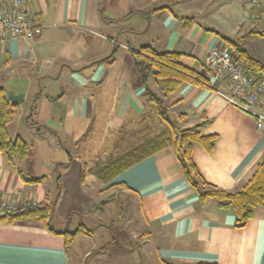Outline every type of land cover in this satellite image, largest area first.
Here are the masks:
<instances>
[{
  "label": "crops",
  "instance_id": "obj_1",
  "mask_svg": "<svg viewBox=\"0 0 264 264\" xmlns=\"http://www.w3.org/2000/svg\"><path fill=\"white\" fill-rule=\"evenodd\" d=\"M159 1L169 4L159 7ZM181 1L24 0L42 34L32 41L0 37V87L24 94L8 132L12 141L26 142L28 153L9 159L0 151V202L50 206L59 186L53 226L76 230L84 223L93 231L66 248L63 237L38 224H0V264H72V248L79 264H264V208L238 229L233 212L215 202L202 206L172 148L144 158L110 185L86 174L128 112L144 111L145 87L132 53L145 46L185 54L181 63L209 81L183 84L168 97L187 128L207 120L202 133L218 136L212 152L200 145L191 151L206 182L234 191L264 159V130L228 102L219 84L211 87L206 59L224 42L205 31L214 28L186 17L192 10L178 15ZM121 196L134 199L127 205L138 212V244H121L113 222L99 220L100 201ZM101 232L110 238L92 244Z\"/></svg>",
  "mask_w": 264,
  "mask_h": 264
},
{
  "label": "trees",
  "instance_id": "obj_2",
  "mask_svg": "<svg viewBox=\"0 0 264 264\" xmlns=\"http://www.w3.org/2000/svg\"><path fill=\"white\" fill-rule=\"evenodd\" d=\"M205 31L219 36L224 42V47L229 48L235 58L246 65L252 73L264 79V60L255 58L238 42L227 39L215 29L205 28ZM132 56L134 71L145 87L144 111L140 116L133 114L132 111L128 112L113 144L93 159L86 174L94 176L104 185H110L118 175L144 158L172 148L186 180L197 192L202 206L208 202H215L219 209L233 212L236 228L245 227L253 217L254 209L264 208V159L255 165L246 180L234 191H226L206 182L191 159V151L194 146L200 145L206 151L212 152L218 136H206L202 133V128L209 124L207 120L190 128H181L180 121L184 116L180 115L178 119H173L170 115L171 106L166 103V98L183 84L205 87L209 85V81L203 73L181 63V58L186 56L183 53L175 51L160 53L145 46L133 52ZM151 83L159 87L162 95L158 93L156 87H151ZM17 107L8 100L6 89L0 87V151L9 159L24 158L28 153L26 142L20 138L12 141L8 132V125L13 121ZM50 133L54 134L52 131ZM55 172H58V169ZM60 192L58 186L56 199L50 206H26L15 212H1L0 224H38L52 235L63 237L66 248H69L77 236L89 234L93 229L84 223L76 230L69 227L57 229L53 226L52 214ZM115 240L114 236L113 242ZM111 245L107 244L103 250Z\"/></svg>",
  "mask_w": 264,
  "mask_h": 264
},
{
  "label": "built area",
  "instance_id": "obj_3",
  "mask_svg": "<svg viewBox=\"0 0 264 264\" xmlns=\"http://www.w3.org/2000/svg\"><path fill=\"white\" fill-rule=\"evenodd\" d=\"M240 5L255 26L264 25V0H240ZM5 34L27 41L42 34V27L34 23L24 0H0V37ZM205 67L211 77V87L219 84L228 102L252 115L257 131L264 130V79L252 73L224 46L210 51ZM20 208L0 202V213L15 212Z\"/></svg>",
  "mask_w": 264,
  "mask_h": 264
},
{
  "label": "rangeland",
  "instance_id": "obj_4",
  "mask_svg": "<svg viewBox=\"0 0 264 264\" xmlns=\"http://www.w3.org/2000/svg\"><path fill=\"white\" fill-rule=\"evenodd\" d=\"M166 4L169 3L159 1L157 6L161 7ZM180 4L179 10L176 11L178 15L181 12L192 10L193 13L186 17L206 23L208 27L214 28L227 39L238 42L255 58L264 60V25L255 26L252 20L245 16L240 0H183ZM168 101L169 98L167 104ZM170 115L173 119H178L177 110L170 108ZM180 127L187 128L182 121H180ZM111 140H113L112 137L105 139L102 143L103 147L107 148L111 144ZM127 201L134 204V199L131 197L102 199L100 203L101 209L104 211L100 213L102 216L99 220L108 226L113 222L111 229L121 239V244L125 242L138 244L140 238L135 239L138 212L134 205L128 206ZM110 234V232H101L95 236L92 244H104L110 238ZM70 256L72 264H79L73 248L70 249ZM82 264H90V261Z\"/></svg>",
  "mask_w": 264,
  "mask_h": 264
},
{
  "label": "water",
  "instance_id": "obj_5",
  "mask_svg": "<svg viewBox=\"0 0 264 264\" xmlns=\"http://www.w3.org/2000/svg\"><path fill=\"white\" fill-rule=\"evenodd\" d=\"M8 100L14 105H21L24 101V94H15L12 91L6 90Z\"/></svg>",
  "mask_w": 264,
  "mask_h": 264
}]
</instances>
